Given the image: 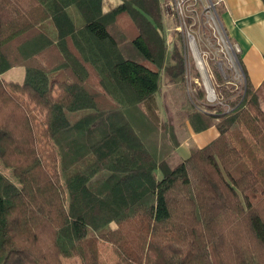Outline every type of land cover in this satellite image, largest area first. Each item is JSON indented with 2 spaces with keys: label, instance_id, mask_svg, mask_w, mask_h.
Masks as SVG:
<instances>
[{
  "label": "trees",
  "instance_id": "1",
  "mask_svg": "<svg viewBox=\"0 0 264 264\" xmlns=\"http://www.w3.org/2000/svg\"><path fill=\"white\" fill-rule=\"evenodd\" d=\"M160 7L0 0V264H102L100 240L112 264H264V81L232 112L187 110L219 134L181 157L156 113L182 69Z\"/></svg>",
  "mask_w": 264,
  "mask_h": 264
},
{
  "label": "built area",
  "instance_id": "2",
  "mask_svg": "<svg viewBox=\"0 0 264 264\" xmlns=\"http://www.w3.org/2000/svg\"><path fill=\"white\" fill-rule=\"evenodd\" d=\"M223 4L224 0L165 1L167 10L176 20L177 31L186 40L197 69L199 76H194L192 81L204 86L207 102L226 106L225 111L230 112L244 98L247 80L240 60V47L228 35L220 16ZM185 59L183 66L187 65ZM216 77L228 88L230 102L215 90Z\"/></svg>",
  "mask_w": 264,
  "mask_h": 264
},
{
  "label": "rangeland",
  "instance_id": "3",
  "mask_svg": "<svg viewBox=\"0 0 264 264\" xmlns=\"http://www.w3.org/2000/svg\"><path fill=\"white\" fill-rule=\"evenodd\" d=\"M161 1V13H162V21L164 26V36L167 42L168 50L172 51L174 45H177L182 61V69L179 74V80L177 82H171L166 75L162 76L161 80V89L156 95V113L159 120V123L164 122L165 120H169L171 117L173 119L174 125L176 129L182 126V124L186 121L187 118V110H197L194 105L198 107L210 111L213 113H229L226 112V106L221 104H212L206 101L205 99V89L204 86H199L192 81L194 76H199L197 69L194 65V61L189 54L188 45L183 35H181L179 31L176 29V20L170 15L169 11L165 6L166 0ZM72 14L76 16L74 10H71ZM78 19L81 21V17L78 14ZM41 29L47 32L51 36H55V28L51 22V20H45L40 24ZM185 53L186 58L185 59ZM185 59L186 66H183ZM212 70L213 67L211 66ZM19 69H22L19 67ZM14 70L8 69L1 75L4 77L8 74H11ZM215 73V71L213 70ZM217 83L214 85L215 90L221 97H226L230 102L231 98H229V90L226 86L222 85V82H219L216 77ZM194 83V84H192ZM223 98V99H224ZM264 106V103H262ZM237 108V107H236ZM236 108L232 109L234 111ZM200 111V110H198ZM230 111V112H232ZM81 111L69 112L68 116L71 120H73L77 115L80 114ZM179 155L183 158L188 154L182 152L179 149ZM11 176V175H10ZM116 226L115 221H110L108 224L103 226L98 230V233H104L110 228H114ZM97 234V232L91 231L90 234ZM98 256L102 264H112L116 260V256L112 250V247L109 243L100 240L98 243ZM63 264H81L78 258H62Z\"/></svg>",
  "mask_w": 264,
  "mask_h": 264
},
{
  "label": "crops",
  "instance_id": "4",
  "mask_svg": "<svg viewBox=\"0 0 264 264\" xmlns=\"http://www.w3.org/2000/svg\"><path fill=\"white\" fill-rule=\"evenodd\" d=\"M220 16L228 35L240 47L247 83L258 87L264 81V0H224ZM11 69L14 70L11 74L1 77L6 81H22L23 68ZM176 132L180 140L178 153L181 149L188 155L191 148L205 146L219 134L215 126L195 132L187 118Z\"/></svg>",
  "mask_w": 264,
  "mask_h": 264
}]
</instances>
